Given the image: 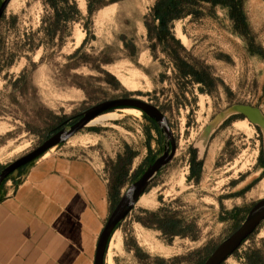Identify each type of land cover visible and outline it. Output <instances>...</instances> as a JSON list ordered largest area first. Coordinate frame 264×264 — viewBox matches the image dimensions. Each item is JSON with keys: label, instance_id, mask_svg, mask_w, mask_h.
<instances>
[{"label": "rangeland", "instance_id": "1", "mask_svg": "<svg viewBox=\"0 0 264 264\" xmlns=\"http://www.w3.org/2000/svg\"><path fill=\"white\" fill-rule=\"evenodd\" d=\"M157 1L9 2L0 173L93 106L145 102L166 118L174 156L112 233L105 261L204 264L264 200V124L230 113L248 107L264 122V0H165L163 25L152 17ZM123 110L35 160L82 162L97 174L112 200L105 224L164 150L154 122ZM222 264H264V220Z\"/></svg>", "mask_w": 264, "mask_h": 264}, {"label": "crops", "instance_id": "2", "mask_svg": "<svg viewBox=\"0 0 264 264\" xmlns=\"http://www.w3.org/2000/svg\"><path fill=\"white\" fill-rule=\"evenodd\" d=\"M35 162L0 187V264H94L106 186L82 162Z\"/></svg>", "mask_w": 264, "mask_h": 264}, {"label": "water", "instance_id": "3", "mask_svg": "<svg viewBox=\"0 0 264 264\" xmlns=\"http://www.w3.org/2000/svg\"><path fill=\"white\" fill-rule=\"evenodd\" d=\"M10 1L11 0H2L0 4V20L4 15L6 7ZM120 109L137 110L149 120L154 122L157 125L164 140V150L162 156L146 170L139 180L130 185L111 212L96 244L94 264H105L106 250L112 233L125 218V216L131 211V209L138 203L139 199L142 197L148 185L157 175L159 170L167 165L174 156L175 143L171 130L168 126L166 118L158 109L140 100L130 98L100 103L80 114L78 116V120L68 129L64 128L55 134L48 136L34 151L16 160L0 173L1 187L9 176L21 168L28 166L51 149L67 142L76 133L87 127L88 124L94 119ZM230 113L243 114L252 124L262 126L264 124L260 113L257 110H253L248 107H233L230 109ZM225 116L226 115L221 114L215 124L211 126V128L218 125ZM263 220L264 200H261L251 208L241 226L213 251L204 264H222L241 246V244L249 236L254 233Z\"/></svg>", "mask_w": 264, "mask_h": 264}, {"label": "bare ground", "instance_id": "4", "mask_svg": "<svg viewBox=\"0 0 264 264\" xmlns=\"http://www.w3.org/2000/svg\"><path fill=\"white\" fill-rule=\"evenodd\" d=\"M123 112L127 113V114L130 113L132 115L139 114V111L133 110V109H124ZM115 117H116L115 113L106 114V115H103V116H100V117L94 119L93 121H91L88 124V126L102 125V124L106 123L109 120L115 119ZM242 124L244 125L245 123L243 122ZM139 200H140L139 203H142V199H139ZM115 241H116L115 242V245H116L115 247L118 248L119 245H120V239H119L118 236L115 237ZM105 264H112L109 253L107 254Z\"/></svg>", "mask_w": 264, "mask_h": 264}, {"label": "trees", "instance_id": "5", "mask_svg": "<svg viewBox=\"0 0 264 264\" xmlns=\"http://www.w3.org/2000/svg\"><path fill=\"white\" fill-rule=\"evenodd\" d=\"M164 2H165V0H158L157 2H156V4L154 5V7H153V9H152V17H153V20L154 21H158L159 22V25H163L164 24V21L167 19L166 17V15H160L159 13H160V10H161V7L163 6V4H164ZM177 5V4H176ZM171 7H173V6H171ZM175 13H177V12H175ZM174 13V14H175ZM145 117V116H144ZM150 121V120H149ZM150 122H152V121H150ZM153 123V122H152Z\"/></svg>", "mask_w": 264, "mask_h": 264}, {"label": "flooded vegetation", "instance_id": "6", "mask_svg": "<svg viewBox=\"0 0 264 264\" xmlns=\"http://www.w3.org/2000/svg\"><path fill=\"white\" fill-rule=\"evenodd\" d=\"M77 119H78V118H77ZM72 125H73V124H70V125H69V124L66 123V124L63 125L62 129H64V128H65V129H68V128H69L70 126H72Z\"/></svg>", "mask_w": 264, "mask_h": 264}]
</instances>
